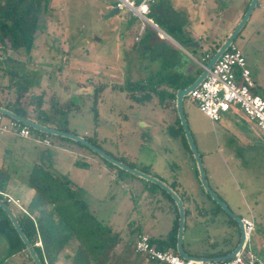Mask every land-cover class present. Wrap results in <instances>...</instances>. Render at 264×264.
Returning a JSON list of instances; mask_svg holds the SVG:
<instances>
[{
	"label": "rangeland",
	"instance_id": "1",
	"mask_svg": "<svg viewBox=\"0 0 264 264\" xmlns=\"http://www.w3.org/2000/svg\"><path fill=\"white\" fill-rule=\"evenodd\" d=\"M112 1L50 0V13L43 20L45 30L35 33L31 58L27 59L23 50L8 51L9 55L24 63L30 77L36 80L25 99L34 96L31 97V101H34L37 94L43 92L44 101L49 100L53 105L72 101L78 109L68 112L64 121L70 132L91 137L103 151L123 156L135 168L146 169L147 173L157 178L167 179V169L154 149L159 154H178V160L171 155L168 162L170 167L177 168L178 177L193 194L199 187L191 184H194L195 174L188 171L187 165H194V161L187 154H182L184 149L179 138H173L166 132V127L176 119V113L162 107L157 95H152L144 103L132 102L127 97L126 90L111 85L115 80L107 73L101 75L95 72L96 52L100 44L101 51L107 56L104 61L109 64L112 47L110 27L119 14L124 12L123 10L110 17L101 16V13H106L104 6L108 3L112 5ZM179 1L178 6L184 4V0ZM194 1L200 3L199 10L186 6L184 9L188 19L195 22V25L197 18H202L203 11L217 25L229 13L240 9L242 3V0ZM101 26L103 41L96 44V29ZM212 27L215 26L194 31L205 37L210 35ZM232 44L241 51L245 65L257 85L256 92L264 97V0H257ZM99 83L103 84V88L97 98L94 117L91 95L93 87ZM25 106L29 109L34 103ZM182 109L200 154L209 187L233 214L252 220L254 227L248 242L255 256L264 260V141L263 148H260L259 141L255 143L246 136H240L248 130L240 121L237 124L228 121L225 117L227 114L218 121H210L187 96L183 97ZM140 118L143 121L151 120L153 124L144 125ZM0 136L6 140L3 149L9 161L19 167L20 164L39 162L52 172L65 174L84 190V198L96 218L113 228L123 229L129 219H133L145 233L152 232L154 228L166 230L171 227L175 218L172 202L168 201L170 209L166 208L164 198L145 204L144 195L139 192L141 187L136 186L138 182H144L142 179L131 174L117 175L114 167L103 162L100 156L87 147L56 139L53 142L60 148L45 146L33 140L38 136L34 131L28 138ZM229 141L234 146H230ZM248 146L261 151H248ZM140 159H152L153 168L149 169L144 164L146 162H141ZM80 162H85L86 165L78 164ZM7 191L18 197V204L25 206L29 199L28 190L21 188ZM203 199L213 206L211 199L205 194ZM8 206L15 214L20 215L19 206ZM217 218L209 213L204 224L199 222V217L193 218L189 214L183 233L184 243L190 234L197 241L205 238L218 239L225 216L219 212ZM0 240L3 242L1 238ZM20 260L22 259L15 256L4 264H23Z\"/></svg>",
	"mask_w": 264,
	"mask_h": 264
},
{
	"label": "trees",
	"instance_id": "2",
	"mask_svg": "<svg viewBox=\"0 0 264 264\" xmlns=\"http://www.w3.org/2000/svg\"><path fill=\"white\" fill-rule=\"evenodd\" d=\"M49 3L50 0H0V106L43 125L69 131L64 124L65 117L68 112L77 110V105L72 101L62 102L59 105H53L49 100L45 102L43 92L38 93L34 101H31L34 96H30L28 100L25 99L36 80L30 77V73L22 61L8 54V51L23 50L26 53V58H31L30 52L34 48L35 33L45 30L43 20L44 16L50 13ZM218 46L215 45L211 52L213 53ZM153 79V77L149 78L146 82L127 80L117 88L126 90L127 97L135 103H144L152 95H157L160 101L166 98L173 100L175 90L188 85L194 77H182L178 73L166 71L156 80ZM159 85L168 86L170 91H164L162 88L157 89ZM102 88L103 84L99 83L92 89L93 104L91 109L94 117H96L97 98ZM261 97L264 99L263 96ZM31 103H34V106L28 109L25 105L30 106ZM45 104L47 106H44ZM172 109L175 111L174 107ZM166 128V132L170 136L179 138L183 148L191 155L177 116L174 123L169 124ZM29 131L31 133L34 130L29 128ZM34 132L40 138L47 137L52 142L53 139L74 142L64 137ZM84 138L99 147L91 137ZM74 143L81 145L78 142ZM105 152L128 166H134L131 162L125 161L123 156ZM102 160L114 167L117 175L128 174L104 159ZM75 163L77 162L75 161ZM78 164L86 165L85 162ZM13 166L12 161L10 165L0 164V192L8 190L10 179L16 174ZM19 170L16 177L25 185V189L31 192V195L24 206L27 213L15 214V216L22 232L42 264H57L58 262H62V264H162L135 250L132 236L140 231V227L133 219L127 220L125 227L119 230L97 219L88 207L84 198V190L65 174L52 172L39 162L24 163L20 165ZM141 170L147 172L146 169ZM176 185L177 182L173 179L170 186L176 189ZM145 189L146 196H150L149 202L156 201L157 198L153 191H157L173 203L171 197L157 185L146 182ZM178 194L183 200V193L178 192ZM205 195L210 199L208 194L205 193ZM0 198L2 199L1 194ZM185 198L187 199V196ZM211 201L212 208H206L196 203L198 214L210 213L215 216L220 212L226 216L229 223L235 225V221L227 216L213 200ZM173 207L175 218L165 238L153 239L149 237L150 243L158 249L174 251L177 227V210L174 203ZM186 213L187 209H185ZM0 238L3 240L0 242V264H4L16 254L23 255V262L21 261L23 264H33L9 218L1 208ZM37 240L40 245L34 244ZM210 245L215 246L216 241ZM183 249L188 254H193L188 248L183 247ZM229 251L228 249L221 250L209 255L222 256ZM202 254V256L207 255L204 252Z\"/></svg>",
	"mask_w": 264,
	"mask_h": 264
},
{
	"label": "crops",
	"instance_id": "3",
	"mask_svg": "<svg viewBox=\"0 0 264 264\" xmlns=\"http://www.w3.org/2000/svg\"><path fill=\"white\" fill-rule=\"evenodd\" d=\"M248 1L249 0H242L241 8L236 9L234 13H229V16L226 19L223 18L217 25H214V22L212 21L210 15H207V13H204L203 11L202 18L201 17L197 18L196 20L197 24L195 25L194 24L195 22L193 23L191 22V20L188 19V16L185 13L184 6L192 7L194 9L199 10V6H200L199 2H195L194 0H184V4L181 3L178 6V2H180L179 0H152L151 2L148 3V9L145 14L148 22H144L142 33L137 37V39H135V37L140 25V20L132 16L126 10H124V12H122L123 10H117L116 13L114 14H119L120 12L122 13L119 14L115 22H112L110 27V39H111L112 47H111V53L109 54V58H110L109 64H106V61H104L106 55H104L103 51H101V44H100V47L98 48L99 50L98 52H96V59L98 60V62L96 60V63L94 64L95 72L96 74H101V75L107 73L111 78L115 80V82L111 83V85L114 84L116 87L124 84V82H126L127 80H142V82H146V80L152 77L154 78L153 80H156V78L159 75H162L166 71L178 73L182 75V77L193 76L195 79V77L200 73L204 63L208 59L206 58V55L207 54L211 55L212 48L215 45H220L221 42H223L227 34L231 31V29L234 27L236 22L241 17L244 8L247 6ZM111 9L113 8L110 7L109 3L105 5L103 10L106 13L105 14L101 13V16L106 17L107 12ZM209 26H215L210 28L209 36L204 37V35L195 34L194 30H203L205 28L209 29ZM96 31L97 32H96L95 40L97 44L103 41L102 38L103 26L97 28ZM82 65L87 67L85 64ZM252 79L254 80V77ZM161 88L164 91H170V88L168 86H164V85L157 86V89L160 90ZM255 88H257L256 83H255ZM160 104L162 107H164L171 113L172 112L176 113V111H173L172 109V107H174V99L170 100L166 98L160 101ZM225 114H227L228 116H225ZM223 116H225L228 121L234 122L236 124L237 121H240L248 130L247 132L241 133L240 136H246L250 141H253L255 143L259 141L260 144H258V146L260 148H263L262 146L264 141V133H262L253 122L249 121L237 107H231L227 112L222 113L219 116L218 120L221 119V117ZM141 118L140 120H142L144 125L146 124L150 125L151 123L153 124L151 120L143 121L144 119ZM2 121L5 120L3 119ZM0 135L16 136L7 132H0ZM49 141H50V145H48L49 147L60 148L59 145H55L54 142H52L50 139ZM4 144H6V140L3 138V136H0V164L10 165L11 161H9L8 160L9 158L5 156V152L3 149V147L5 146ZM229 145L234 146V143L232 141H229ZM248 147H249L248 151L251 152L261 151L259 148H254V147L251 148L250 146ZM154 151H156L155 152L156 156L162 159V163L164 164V167H166L167 169L166 170L167 179H164L163 177H159L160 179L159 178L158 179L165 182L169 186H170V182L174 179L177 182L176 189L172 188L171 186L170 187L177 194L178 192L183 193V200L181 198L180 199L184 207V214H185V209H187V213L184 216L183 233L186 228V224H185L186 217L189 214H192L193 218L199 217L200 218L199 222L206 224V221L208 220L207 219L208 213L198 214L195 204L197 203L198 205H201L206 208L208 207L212 208L213 206L205 203L203 199V195L205 193L200 187L197 171L196 168H194L195 164L193 165L189 163L187 165L188 171H190L191 174L192 173L195 174L194 184L192 182L191 184L192 185L197 184L199 187V189L196 190L197 192L194 191V193L192 194L191 191L187 190V187L183 185L182 180L178 177V172L176 171L177 168L170 167V163L168 162V158L171 155H172L171 157H174V159L176 158V160H178V154H172V153L159 154L157 150L154 149ZM183 151L184 152H182V154L183 153L185 155L187 154L189 158H192V156L185 149ZM140 160L141 162H146L144 164L148 165L149 169L153 168L154 161H152V159H147L146 161L144 159H140ZM13 167L16 170V174L14 175V177L10 179L8 190L21 189V188L25 189V185L20 181H18V178L16 177L17 173H19L20 171L19 166L14 164ZM205 178H206V173H205ZM138 183L139 184H136V186L141 187L139 192H141L144 195L145 204H147V202H149L148 200L150 199V196H146L147 194L145 191L146 181L142 182L143 184L140 182ZM153 192L157 200H160V198H164L157 191H153ZM27 194H28L27 196L28 198L30 197L31 192L29 191ZM185 196H187V199L185 198ZM196 196H198L199 198ZM164 200H165L166 208L170 209L171 204L168 202L169 200H167L166 198H164ZM217 214L215 215L216 219H218ZM226 219L227 218L225 216V218H223L224 226L221 229V235H218L219 237L218 239L213 240L210 238L209 239L205 238L200 241H197L193 237L194 235L190 234L189 239L185 243L183 237L182 246L188 248L189 251L193 253L192 255H198V256H202L203 252L207 254L205 256H211L209 254L217 253V251H221V250L224 251L227 249L231 250L235 246L238 240V231H237L236 223L235 225H233L229 223ZM210 220H213V218ZM192 222L194 223L195 220ZM169 229L170 227L167 228L166 230L164 229L160 230L159 228L158 229L154 228L150 233H145L140 229V231L136 233L139 232L145 233L153 239H163L165 238ZM215 241H216V245L211 246L210 243H213ZM15 256L18 257V259H22L23 257V255L21 256V254H16L13 257Z\"/></svg>",
	"mask_w": 264,
	"mask_h": 264
},
{
	"label": "built area",
	"instance_id": "4",
	"mask_svg": "<svg viewBox=\"0 0 264 264\" xmlns=\"http://www.w3.org/2000/svg\"><path fill=\"white\" fill-rule=\"evenodd\" d=\"M152 0H113L111 8L126 10L132 16L140 20V25L135 39L142 33L144 22H148L145 14L148 3ZM210 55H206L209 58ZM255 83L249 69L245 65V59L241 51L232 43L219 55L216 61L206 71L201 82L194 87L187 98L194 102L209 120L216 121L219 116L227 112L231 107H237L244 116L264 133V99L256 92ZM0 114V132H7L20 138L30 136L29 127ZM5 121H2V120ZM37 143L50 145L47 137H35ZM5 203L19 206V199L8 192H0ZM20 214L27 213L20 205ZM244 231V241L234 255L225 260H191L184 259L171 249H158L150 243L149 236L145 233H136L134 236V248L137 252L156 260L162 264H264L253 253L249 245V234L253 230V222L250 218L241 217ZM35 245H40L37 240Z\"/></svg>",
	"mask_w": 264,
	"mask_h": 264
},
{
	"label": "water",
	"instance_id": "5",
	"mask_svg": "<svg viewBox=\"0 0 264 264\" xmlns=\"http://www.w3.org/2000/svg\"><path fill=\"white\" fill-rule=\"evenodd\" d=\"M257 0H249L244 12L242 13L241 17L239 20L236 22L234 27L231 29V31L227 34L226 38L221 42V44L214 50V52L210 55V57L207 59V61L204 63L200 73L195 77L194 80H192L191 83L186 85L183 88H178L174 92V108L177 114V118L179 121V124L181 126V129L183 131V136L185 139V142L187 144V147L189 151L191 152V156L193 158L195 168L197 171V176H198V181L200 184L201 189L203 192L208 194L211 200H213L221 209L222 211L229 217H231L237 226V231H238V240L235 244V246L226 254L222 256H198V255H192L188 254L187 252L184 251L183 246H182V241H183V229H184V207L182 204V201L179 197V195L165 182L159 180L158 178L147 174L137 168L128 166L127 164L113 158L109 154H107L105 151L100 149L99 147L95 146L94 144H91L89 141H87L84 137L79 136L77 134H74L69 131H64V130H59L51 126L43 125L41 123H38L34 121L33 119L30 118H25L22 116H19L12 112L11 110H8L2 106H0V114L12 118L26 126H28L30 129L37 131L39 133L43 134H48L52 136H60L64 137L67 139H70L74 142H78L79 144L87 147L94 153H96L98 156H100L102 159L105 161L109 162L110 164L114 165L116 168H119L123 170L124 172L134 175L138 178L143 179L146 182L153 183L157 185L159 188L164 190L172 199L176 210H177V227H176V233H175V246H174V251L181 256L184 259H191V260H202V261H211V260H225L231 258L234 253L238 251V249L241 247L244 241V231H243V226L241 223V219L239 216L233 214L225 202L221 200L216 193L209 187L206 178H205V173L203 169V165L200 159L199 152L193 142L192 136L190 134V131L187 127L184 114L182 111V99L183 97L187 96V94L194 88L196 87L201 80L204 78L206 75L207 69L211 67V65L216 61V59L219 57V55L232 43L234 37L237 35L245 21L247 20L249 14L251 13L252 9L254 8ZM117 10L111 9L107 12L106 17H109L110 15L116 13ZM0 208L5 212L7 217L9 218L13 228L15 229L16 233L18 234L20 240L22 241L24 248L33 262V264H42L35 253L32 245L22 232L15 213L13 210L0 198Z\"/></svg>",
	"mask_w": 264,
	"mask_h": 264
}]
</instances>
